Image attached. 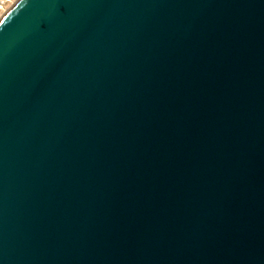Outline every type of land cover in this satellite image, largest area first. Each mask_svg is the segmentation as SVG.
<instances>
[{
    "label": "water",
    "instance_id": "95a60500",
    "mask_svg": "<svg viewBox=\"0 0 264 264\" xmlns=\"http://www.w3.org/2000/svg\"><path fill=\"white\" fill-rule=\"evenodd\" d=\"M0 264H264V0H18Z\"/></svg>",
    "mask_w": 264,
    "mask_h": 264
},
{
    "label": "rangeland",
    "instance_id": "374dc122",
    "mask_svg": "<svg viewBox=\"0 0 264 264\" xmlns=\"http://www.w3.org/2000/svg\"><path fill=\"white\" fill-rule=\"evenodd\" d=\"M18 0H11V1H6V0H0V21L1 19L5 16V14L11 10V8L16 4Z\"/></svg>",
    "mask_w": 264,
    "mask_h": 264
},
{
    "label": "bare ground",
    "instance_id": "6f19581e",
    "mask_svg": "<svg viewBox=\"0 0 264 264\" xmlns=\"http://www.w3.org/2000/svg\"><path fill=\"white\" fill-rule=\"evenodd\" d=\"M6 1H11V0H6ZM0 8H1V6H0Z\"/></svg>",
    "mask_w": 264,
    "mask_h": 264
},
{
    "label": "built area",
    "instance_id": "2783aa9c",
    "mask_svg": "<svg viewBox=\"0 0 264 264\" xmlns=\"http://www.w3.org/2000/svg\"><path fill=\"white\" fill-rule=\"evenodd\" d=\"M9 2V1H8Z\"/></svg>",
    "mask_w": 264,
    "mask_h": 264
}]
</instances>
